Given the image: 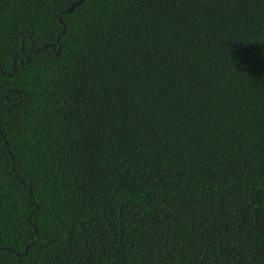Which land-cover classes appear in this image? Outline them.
I'll return each mask as SVG.
<instances>
[{"label": "trees", "instance_id": "1", "mask_svg": "<svg viewBox=\"0 0 264 264\" xmlns=\"http://www.w3.org/2000/svg\"><path fill=\"white\" fill-rule=\"evenodd\" d=\"M0 0V264H264V0Z\"/></svg>", "mask_w": 264, "mask_h": 264}, {"label": "water", "instance_id": "2", "mask_svg": "<svg viewBox=\"0 0 264 264\" xmlns=\"http://www.w3.org/2000/svg\"><path fill=\"white\" fill-rule=\"evenodd\" d=\"M82 0H77L75 3H73L66 11L67 12H70L74 7L75 5L79 4Z\"/></svg>", "mask_w": 264, "mask_h": 264}]
</instances>
